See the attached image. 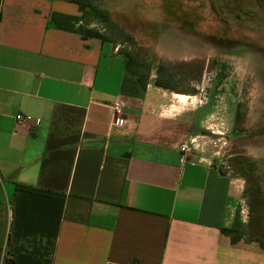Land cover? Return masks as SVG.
Wrapping results in <instances>:
<instances>
[{
    "label": "crops",
    "instance_id": "crops-1",
    "mask_svg": "<svg viewBox=\"0 0 264 264\" xmlns=\"http://www.w3.org/2000/svg\"><path fill=\"white\" fill-rule=\"evenodd\" d=\"M54 13L80 14L0 0V264H264L221 232L233 182L191 147L197 95L143 89L118 47Z\"/></svg>",
    "mask_w": 264,
    "mask_h": 264
},
{
    "label": "rangeland",
    "instance_id": "rangeland-1",
    "mask_svg": "<svg viewBox=\"0 0 264 264\" xmlns=\"http://www.w3.org/2000/svg\"><path fill=\"white\" fill-rule=\"evenodd\" d=\"M87 1L78 28L99 30L138 59L149 82L197 95L183 107L201 110L191 147L233 182L228 228L264 240V50L235 46L228 54L186 32L264 47V0Z\"/></svg>",
    "mask_w": 264,
    "mask_h": 264
},
{
    "label": "trees",
    "instance_id": "trees-1",
    "mask_svg": "<svg viewBox=\"0 0 264 264\" xmlns=\"http://www.w3.org/2000/svg\"><path fill=\"white\" fill-rule=\"evenodd\" d=\"M69 1L78 6L79 13L81 14H83L85 10L89 8L90 5L87 0H69ZM52 23L54 27L60 30L80 34L84 40L98 39L104 43L109 42V40L103 34H101L99 30H96L95 28H89L88 26H82L78 28V25L81 23L80 16H69L60 13H54L52 15ZM121 53L125 57V68L127 72L131 73L137 79V82L143 89H146L147 85L149 84V74L148 73L142 74L139 72L138 66L140 63L138 59L134 58V56H132L129 53L127 54L123 52ZM172 77L173 76H170V79H172ZM154 85L156 87L163 88L165 90H171L176 92L168 82L163 81L161 78L155 80ZM221 232L222 234H224L225 236L231 239L232 244H237L241 241L248 243L256 242L264 250L263 239L258 238L254 240H245V232L243 230H239L236 228H222Z\"/></svg>",
    "mask_w": 264,
    "mask_h": 264
},
{
    "label": "flooded vegetation",
    "instance_id": "flooded-vegetation-1",
    "mask_svg": "<svg viewBox=\"0 0 264 264\" xmlns=\"http://www.w3.org/2000/svg\"><path fill=\"white\" fill-rule=\"evenodd\" d=\"M186 31V30H184ZM187 33H192L194 36H196L197 39L201 40V43H205L207 46L211 48H215L221 52H225L228 54H235V51L233 48L235 46H243L245 48H257V49H262L264 50V47L254 45L250 42H243L239 40H231L227 37H218V36H213V35H207V34H201V33H195V32H189L186 31Z\"/></svg>",
    "mask_w": 264,
    "mask_h": 264
},
{
    "label": "built area",
    "instance_id": "built-area-1",
    "mask_svg": "<svg viewBox=\"0 0 264 264\" xmlns=\"http://www.w3.org/2000/svg\"><path fill=\"white\" fill-rule=\"evenodd\" d=\"M111 109L113 111V115L115 117V125L123 128L126 126L127 124V120H125L123 117H122V114H123V109H124V105H123V102L122 101H116L114 103H112L111 105ZM16 120L18 122H22L24 121V117L21 116V115H18L16 117ZM190 149L187 147V145H183L181 147V152L183 153H186L188 152Z\"/></svg>",
    "mask_w": 264,
    "mask_h": 264
}]
</instances>
